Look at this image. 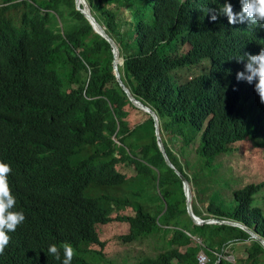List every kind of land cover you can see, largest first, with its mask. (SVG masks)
Returning a JSON list of instances; mask_svg holds the SVG:
<instances>
[{"label": "trees", "instance_id": "obj_1", "mask_svg": "<svg viewBox=\"0 0 264 264\" xmlns=\"http://www.w3.org/2000/svg\"><path fill=\"white\" fill-rule=\"evenodd\" d=\"M131 1L148 3L149 22L127 19ZM224 2L87 0L120 47V79L155 112L170 162L194 189L179 155L193 144L197 158L213 161L248 142L264 162V104L252 85L236 80L243 70L236 59L264 48V26L230 25L223 15L211 21L205 9ZM228 2L240 11L239 0ZM113 60L111 45L75 0H0V161L11 166L15 210L25 216L8 233L0 264H62L65 243L75 250L72 264H112L100 228L113 221L128 225L122 244L161 236L165 249L136 264H200L199 252L206 264H264V246L248 232L197 226L187 216L181 180L157 147L154 122L120 88ZM185 67L203 73L173 85ZM129 109L143 116L141 123L130 125ZM120 164L135 175L120 172ZM263 189L264 181L236 189L224 208L204 195L199 200L196 191L192 210L264 238V215L251 205ZM50 244L61 249L59 260L48 253Z\"/></svg>", "mask_w": 264, "mask_h": 264}, {"label": "rangeland", "instance_id": "obj_2", "mask_svg": "<svg viewBox=\"0 0 264 264\" xmlns=\"http://www.w3.org/2000/svg\"><path fill=\"white\" fill-rule=\"evenodd\" d=\"M147 5L146 1H131L127 3L125 7V10L129 11L126 16L127 19H133L135 23L140 21L149 22L151 17L150 9ZM117 6L119 7L120 5L117 4ZM203 65L207 67V64ZM201 73L203 71L199 67H185L176 71V78H172L170 81L173 85H179L183 82L184 78ZM128 120L130 121V125L134 126L142 122L143 116L129 109ZM164 138L166 139L167 136H164ZM169 148L176 155V147L169 144ZM196 148L197 145L193 144L186 148L183 154L179 153L182 162L187 161L189 164V169L184 165L185 173L190 176L194 175L195 177L196 190L193 188L192 182H189L193 202L197 199L196 191L200 195L199 200L203 197L202 188L204 187V183H208V187L205 189V201L207 203H214V206L224 208L221 203L227 207L232 205L233 200L231 196L233 191L247 184H257L264 181L263 152L251 148L248 142L233 145V152L231 154L219 156L213 161L200 157L197 158ZM117 168L128 176L135 175L132 167L120 164ZM251 205L252 207H259L264 215V189L255 195ZM128 213L129 211L125 212V214ZM203 217L207 218L208 216L203 214ZM127 233V223L113 221L101 226V239L106 244V248L104 249L106 253L105 262H111L112 264H136L142 258L156 256L161 251L162 246L165 249L161 236L158 234L141 243L122 244L119 238ZM239 248V246H236V250ZM234 251L235 249H232L228 252L232 255ZM237 252L241 256L240 249ZM228 259L235 262L234 256H230Z\"/></svg>", "mask_w": 264, "mask_h": 264}, {"label": "clouds", "instance_id": "obj_3", "mask_svg": "<svg viewBox=\"0 0 264 264\" xmlns=\"http://www.w3.org/2000/svg\"><path fill=\"white\" fill-rule=\"evenodd\" d=\"M239 2L241 5L239 12H234L231 3H229L228 0H225L219 9L206 8L205 11L207 14H210L211 21H216L219 16L223 15L227 17L230 25L246 23L248 27L247 29L249 30L254 29L256 25L264 26V0H239ZM236 60L238 63H243V70L237 71L236 80L238 82L243 81L252 85L253 90L259 96L260 102L264 104V48L255 55L244 53ZM11 171L12 169L9 164L0 161V255L4 253L5 248L10 242L11 238L8 233L14 232L25 220L23 212L15 210L16 198L12 194V189L8 183V176ZM62 249L64 257L62 264H72V260L76 255L74 248L70 244L65 243L63 244ZM48 253L54 256L57 260L61 258V249L58 248L56 244L49 245ZM201 253L204 254L203 252H199L197 260H199L198 256Z\"/></svg>", "mask_w": 264, "mask_h": 264}, {"label": "water", "instance_id": "obj_4", "mask_svg": "<svg viewBox=\"0 0 264 264\" xmlns=\"http://www.w3.org/2000/svg\"><path fill=\"white\" fill-rule=\"evenodd\" d=\"M76 9L84 15V17L89 21V23L93 26L94 31L99 34L102 38H104L112 48V53L114 56L113 60V74L115 76L116 81L118 82L120 88L123 90V92L126 94L127 98L129 99L132 106L135 108H138L142 110L143 112L147 113L154 122V131H155V137H156V143L158 146L159 151L161 152L164 162L168 168L173 170V172L177 175V177L181 180L182 184V190L184 194L185 199V207H186V213L187 216L190 218V220L193 222L194 225L202 226L206 224H217V225H228L233 227H238L245 232H248L252 239L258 240L263 246H264V238L260 237L258 234H256L254 231L246 228L242 224L236 223L234 221H227L224 219H215V218H208V219H201L197 217L192 210V194L190 189V184L186 177L180 173L170 162L168 159V156L165 152V149L162 144V140L160 137V125L158 122V117L156 116L155 112L149 108L147 105H144L142 102H140L138 99H136L129 91V89L125 86V84L120 79V73L118 71V65H117V59L121 58L120 54V47L115 42V40L106 32V27L101 25L94 15L91 12V8L89 4L87 3V0H75ZM123 59V64H124Z\"/></svg>", "mask_w": 264, "mask_h": 264}, {"label": "built area", "instance_id": "obj_5", "mask_svg": "<svg viewBox=\"0 0 264 264\" xmlns=\"http://www.w3.org/2000/svg\"><path fill=\"white\" fill-rule=\"evenodd\" d=\"M198 259L201 264H206L208 261L207 256L202 253L198 256Z\"/></svg>", "mask_w": 264, "mask_h": 264}, {"label": "bare ground", "instance_id": "obj_6", "mask_svg": "<svg viewBox=\"0 0 264 264\" xmlns=\"http://www.w3.org/2000/svg\"><path fill=\"white\" fill-rule=\"evenodd\" d=\"M122 60H123L122 57L117 59V65L118 66H120V65L123 66V61Z\"/></svg>", "mask_w": 264, "mask_h": 264}, {"label": "crops", "instance_id": "obj_7", "mask_svg": "<svg viewBox=\"0 0 264 264\" xmlns=\"http://www.w3.org/2000/svg\"><path fill=\"white\" fill-rule=\"evenodd\" d=\"M239 255V254H238Z\"/></svg>", "mask_w": 264, "mask_h": 264}]
</instances>
